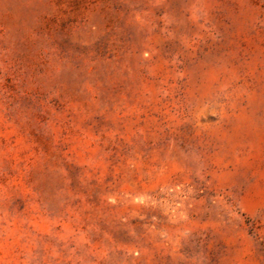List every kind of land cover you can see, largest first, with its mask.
Segmentation results:
<instances>
[{"label": "rangeland", "instance_id": "1", "mask_svg": "<svg viewBox=\"0 0 264 264\" xmlns=\"http://www.w3.org/2000/svg\"><path fill=\"white\" fill-rule=\"evenodd\" d=\"M0 264H264V0H0Z\"/></svg>", "mask_w": 264, "mask_h": 264}]
</instances>
